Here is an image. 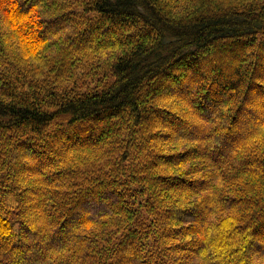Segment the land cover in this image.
Wrapping results in <instances>:
<instances>
[{"label":"trees","instance_id":"1","mask_svg":"<svg viewBox=\"0 0 264 264\" xmlns=\"http://www.w3.org/2000/svg\"><path fill=\"white\" fill-rule=\"evenodd\" d=\"M0 264H264V0H0Z\"/></svg>","mask_w":264,"mask_h":264},{"label":"rangeland","instance_id":"2","mask_svg":"<svg viewBox=\"0 0 264 264\" xmlns=\"http://www.w3.org/2000/svg\"><path fill=\"white\" fill-rule=\"evenodd\" d=\"M92 68V64H87L86 63V66H85V69H86V71H89L90 69Z\"/></svg>","mask_w":264,"mask_h":264}]
</instances>
